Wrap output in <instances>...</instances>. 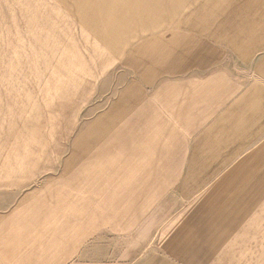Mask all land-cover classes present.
Returning <instances> with one entry per match:
<instances>
[{"label": "crops", "instance_id": "obj_1", "mask_svg": "<svg viewBox=\"0 0 264 264\" xmlns=\"http://www.w3.org/2000/svg\"><path fill=\"white\" fill-rule=\"evenodd\" d=\"M216 13L215 33L185 19L131 48L95 179L71 182L86 201L68 223L0 228V264H264L247 255L264 236L248 207L264 189V0Z\"/></svg>", "mask_w": 264, "mask_h": 264}, {"label": "rangeland", "instance_id": "obj_2", "mask_svg": "<svg viewBox=\"0 0 264 264\" xmlns=\"http://www.w3.org/2000/svg\"><path fill=\"white\" fill-rule=\"evenodd\" d=\"M232 3L0 0V228L14 234L32 221L24 212L70 222L59 217L76 197L87 199L86 187L71 182L95 179L88 160L111 132L105 112L135 78L134 64L126 65L131 48L185 19L208 21L215 33L216 9ZM256 196L250 222L263 232L264 189ZM247 255L264 259V236Z\"/></svg>", "mask_w": 264, "mask_h": 264}]
</instances>
